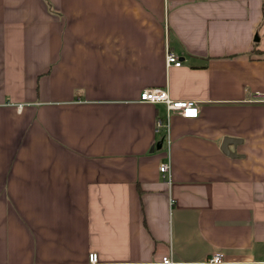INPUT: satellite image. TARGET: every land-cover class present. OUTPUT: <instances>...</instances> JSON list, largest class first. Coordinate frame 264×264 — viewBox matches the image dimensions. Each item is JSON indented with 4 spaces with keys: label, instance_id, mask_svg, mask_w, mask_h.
<instances>
[{
    "label": "crops",
    "instance_id": "obj_1",
    "mask_svg": "<svg viewBox=\"0 0 264 264\" xmlns=\"http://www.w3.org/2000/svg\"><path fill=\"white\" fill-rule=\"evenodd\" d=\"M258 94L264 0H0V264H264Z\"/></svg>",
    "mask_w": 264,
    "mask_h": 264
},
{
    "label": "built area",
    "instance_id": "obj_2",
    "mask_svg": "<svg viewBox=\"0 0 264 264\" xmlns=\"http://www.w3.org/2000/svg\"><path fill=\"white\" fill-rule=\"evenodd\" d=\"M165 64L166 67H179L181 65L180 60L178 57L171 53L167 52L165 56ZM258 97H262L264 101V94L257 95ZM139 102L142 103H150V104H163L166 107V119L165 121L158 120L156 122V133H160L162 128L166 129L167 132V140L169 144V118L170 114H175L182 119H195L198 117L199 110L193 101H186V100H172L169 98L167 92L165 90L160 89H152V90H143L139 95ZM158 171L161 174L162 178L165 176L168 177L170 175V167L167 163H161L158 167ZM98 261V256L96 253H90L88 255V262L89 264H96ZM163 264H169V260L164 258L162 260ZM222 256L215 254L210 257L207 261L203 262L202 264H222Z\"/></svg>",
    "mask_w": 264,
    "mask_h": 264
},
{
    "label": "water",
    "instance_id": "obj_3",
    "mask_svg": "<svg viewBox=\"0 0 264 264\" xmlns=\"http://www.w3.org/2000/svg\"><path fill=\"white\" fill-rule=\"evenodd\" d=\"M237 143H240V140L226 137L222 140V143L220 145V150L222 151L223 154H225L228 157H236V154L229 150V146L235 145ZM160 147H161V142H158L156 148L160 149Z\"/></svg>",
    "mask_w": 264,
    "mask_h": 264
}]
</instances>
